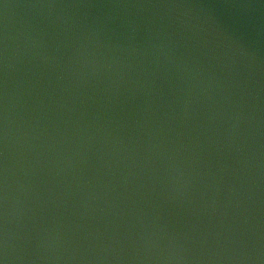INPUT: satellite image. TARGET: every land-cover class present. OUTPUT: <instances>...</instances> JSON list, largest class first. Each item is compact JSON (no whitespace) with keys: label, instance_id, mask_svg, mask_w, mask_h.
Listing matches in <instances>:
<instances>
[{"label":"water","instance_id":"water-1","mask_svg":"<svg viewBox=\"0 0 264 264\" xmlns=\"http://www.w3.org/2000/svg\"><path fill=\"white\" fill-rule=\"evenodd\" d=\"M0 264H264V0H0Z\"/></svg>","mask_w":264,"mask_h":264}]
</instances>
